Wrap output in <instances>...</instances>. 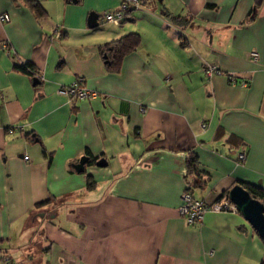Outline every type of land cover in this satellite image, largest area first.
I'll return each mask as SVG.
<instances>
[{
	"label": "crops",
	"instance_id": "0c3cea01",
	"mask_svg": "<svg viewBox=\"0 0 264 264\" xmlns=\"http://www.w3.org/2000/svg\"><path fill=\"white\" fill-rule=\"evenodd\" d=\"M120 1L0 0V264H260L264 241L238 210L190 225L178 208L189 151L195 198L264 188V0H140L104 22ZM129 32L140 44L112 71L99 46ZM78 77L95 97L59 92Z\"/></svg>",
	"mask_w": 264,
	"mask_h": 264
},
{
	"label": "built area",
	"instance_id": "2783aa9c",
	"mask_svg": "<svg viewBox=\"0 0 264 264\" xmlns=\"http://www.w3.org/2000/svg\"><path fill=\"white\" fill-rule=\"evenodd\" d=\"M138 5L139 0H121L119 6L116 9L104 11L101 14V19L104 22L119 25L125 18V10H127L129 7ZM0 19L6 20L8 19V15L6 13H1ZM56 35H59L58 32ZM250 55L253 60H258L259 58V53L256 50H252L250 52ZM204 72L207 77H211L213 74H218L222 71L214 65H208L205 68ZM82 82L83 79L81 77H78L68 86L60 88L59 92L65 94L68 99L95 97L97 95V92L83 85ZM240 84L245 86L247 83L246 81L242 80ZM14 129H20L21 134H23L21 128L18 127L8 128V132H13ZM245 157V152H241L238 154L237 160L239 162H242L245 160ZM23 158L25 160H28V155L25 154ZM178 211L180 216L186 221L187 224L194 225L200 224L204 218V214L208 211H237V208L236 205L228 198L212 203H209L204 199L195 198L192 195V192H190V190L185 187L181 194V203ZM3 260L5 264H18V262L12 261L8 256L3 257Z\"/></svg>",
	"mask_w": 264,
	"mask_h": 264
},
{
	"label": "trees",
	"instance_id": "16d2710c",
	"mask_svg": "<svg viewBox=\"0 0 264 264\" xmlns=\"http://www.w3.org/2000/svg\"><path fill=\"white\" fill-rule=\"evenodd\" d=\"M65 1L69 2L70 0H65ZM139 4H141L140 0H139ZM136 7L137 6H132V7H129L127 10H125L124 19H126L128 15ZM32 8L34 9L35 13L38 16H42L46 14L45 10L41 6V4L38 2L33 4ZM179 19H180V16L175 17V20H179ZM140 41H141V37L139 33L129 32L116 39H112L108 42L101 44L99 46V51L101 52L102 55H106L108 68L111 69L112 71H118L120 69L121 61L123 57H125L128 53L134 51L140 44ZM16 67L22 70L23 72L29 74L32 78L38 77L40 79L41 77V74L39 73V71L36 70V68H34V65L31 63H28V62L16 63ZM228 76H229V79H234L232 75H228ZM87 154L90 155L89 152H87ZM97 159H98L97 157L91 156L92 161L96 162ZM185 161H186V173H185L184 178H185L186 187L191 192L193 187H195L196 185L200 183L198 179H200V177L203 176V174L198 169V165H197L198 160H197V156L194 151L188 152V155L186 156ZM94 185H95L94 179L92 178L91 175H88L87 182H86L87 188H92ZM241 185L249 191L252 197L258 199L264 205V188L263 187L256 186V185H250V184H246V185L241 184ZM222 197L228 198V192H225L224 194H222ZM46 202H48V200L40 202L37 205H41ZM260 264H264V261H262Z\"/></svg>",
	"mask_w": 264,
	"mask_h": 264
},
{
	"label": "water",
	"instance_id": "95a60500",
	"mask_svg": "<svg viewBox=\"0 0 264 264\" xmlns=\"http://www.w3.org/2000/svg\"><path fill=\"white\" fill-rule=\"evenodd\" d=\"M88 26L96 27L98 25V14L91 11L88 15ZM106 58V55H103ZM38 77L33 78V84L39 83ZM88 155H82L78 162L74 164V168L78 172L84 171V165L88 161ZM95 164L103 166L106 164L104 158H99ZM228 198L236 205L237 210L242 214L245 220L257 232L264 241V205L258 199L252 197L249 191L241 184H236L228 191Z\"/></svg>",
	"mask_w": 264,
	"mask_h": 264
}]
</instances>
